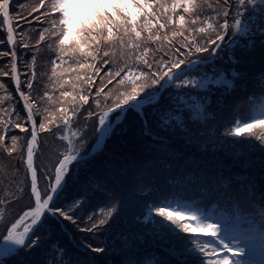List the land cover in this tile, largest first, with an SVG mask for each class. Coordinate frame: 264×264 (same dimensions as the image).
Segmentation results:
<instances>
[{
  "label": "snow or ice",
  "instance_id": "1",
  "mask_svg": "<svg viewBox=\"0 0 264 264\" xmlns=\"http://www.w3.org/2000/svg\"><path fill=\"white\" fill-rule=\"evenodd\" d=\"M0 17V264H264V0Z\"/></svg>",
  "mask_w": 264,
  "mask_h": 264
},
{
  "label": "trees",
  "instance_id": "2",
  "mask_svg": "<svg viewBox=\"0 0 264 264\" xmlns=\"http://www.w3.org/2000/svg\"><path fill=\"white\" fill-rule=\"evenodd\" d=\"M20 2H25V0H20ZM15 8H16V11H19L18 4L15 6ZM35 15H37V14L36 13H33L32 16H30V17L27 18V21L14 19V21H13L14 27L18 29L21 26H25L26 27V24L28 22L35 23V21L33 19V17ZM3 31H4V29H3V25H2V17H0V32H3ZM16 34L18 35V32ZM5 39H6V33H5ZM6 79H8V78H0V80H6ZM41 87H43V86L41 85ZM55 95H58V92L55 93ZM227 127H229V125H223V126L219 127V129L227 128ZM14 131L19 132L18 129H14ZM20 135L23 136L24 134L23 133H20ZM42 135H45V134H42ZM93 137H94V132L90 128L89 129V140L91 141V139ZM255 143H256V141H255ZM173 147H179L180 152H182L184 154V157L185 158L191 157L193 155V153L196 152V149L195 148H190L189 150L185 151L183 145H175L174 144ZM14 155H16V154H14ZM225 164L226 165H231L232 164V161L231 160H225ZM234 171H236V172H243L244 170H239V169L235 168ZM17 207L19 208L20 205H17ZM134 227L135 226H133V228ZM72 231L75 233V240H76V242L79 243L80 242V238L82 236H84L85 234L84 233H80L78 231V229H75L74 227L72 228ZM0 239H2V236H0ZM61 242L62 243H69V244H71L72 237L71 236L65 237V238H63L61 240ZM93 243H96V241L94 240ZM158 243L159 242H157V243H151L150 241H145L144 243H142L140 245V248H139V256L143 260V264H154L155 260L159 256V252H160V249L158 247ZM112 259L113 260H120L121 257L114 256Z\"/></svg>",
  "mask_w": 264,
  "mask_h": 264
},
{
  "label": "rangeland",
  "instance_id": "3",
  "mask_svg": "<svg viewBox=\"0 0 264 264\" xmlns=\"http://www.w3.org/2000/svg\"><path fill=\"white\" fill-rule=\"evenodd\" d=\"M230 126L231 125H229V127ZM219 131H220L221 135H223L224 134V131H225V128L219 129ZM240 138L241 137H237V139H240ZM245 138H247V134H245ZM253 142L255 143V140H253ZM256 143H258V142L256 141ZM219 234H223V230L222 229H221V232ZM197 235H201L203 239H211L210 236H204L203 234H200V233H197ZM220 254L222 255L223 253L221 252Z\"/></svg>",
  "mask_w": 264,
  "mask_h": 264
},
{
  "label": "clouds",
  "instance_id": "4",
  "mask_svg": "<svg viewBox=\"0 0 264 264\" xmlns=\"http://www.w3.org/2000/svg\"><path fill=\"white\" fill-rule=\"evenodd\" d=\"M71 32H69L68 36H66V39L70 38L71 37Z\"/></svg>",
  "mask_w": 264,
  "mask_h": 264
}]
</instances>
